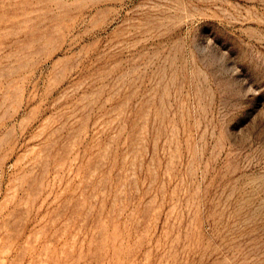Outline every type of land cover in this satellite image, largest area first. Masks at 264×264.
I'll list each match as a JSON object with an SVG mask.
<instances>
[{"label":"rangeland","instance_id":"rangeland-1","mask_svg":"<svg viewBox=\"0 0 264 264\" xmlns=\"http://www.w3.org/2000/svg\"><path fill=\"white\" fill-rule=\"evenodd\" d=\"M0 264H264V0H0Z\"/></svg>","mask_w":264,"mask_h":264}]
</instances>
